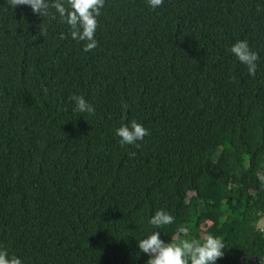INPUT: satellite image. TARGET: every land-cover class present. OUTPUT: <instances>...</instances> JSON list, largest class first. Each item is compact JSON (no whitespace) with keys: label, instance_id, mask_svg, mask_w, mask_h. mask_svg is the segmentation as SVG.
<instances>
[{"label":"trees","instance_id":"1","mask_svg":"<svg viewBox=\"0 0 264 264\" xmlns=\"http://www.w3.org/2000/svg\"><path fill=\"white\" fill-rule=\"evenodd\" d=\"M55 2L39 16L0 0V250L146 264L153 232L211 234L215 264H264V0H104L88 52ZM240 40L255 75L229 51ZM133 120L149 134L122 146L115 130ZM158 210L173 223L151 225Z\"/></svg>","mask_w":264,"mask_h":264},{"label":"clouds","instance_id":"2","mask_svg":"<svg viewBox=\"0 0 264 264\" xmlns=\"http://www.w3.org/2000/svg\"><path fill=\"white\" fill-rule=\"evenodd\" d=\"M153 9L161 6L163 0H147ZM8 4L15 8L18 5L30 6L32 12L39 16H47L49 3L48 0H8ZM70 8H66L61 0H56L51 7L55 8L63 22L70 28V35L73 40L87 41L84 51L88 52L97 47L95 32L97 29V17L101 14L100 9L104 6V0H67ZM55 18V17H53ZM41 26V25H40ZM39 26L40 35L41 28ZM63 39V35H61ZM229 51L248 68L250 75H255L257 68L256 61L259 56L248 46L247 40L235 42ZM230 79L235 80V77ZM75 102V111L88 112L94 114V108L83 96L72 95L70 97ZM126 110L127 104L122 105ZM120 137V144L131 145L148 135V130L135 120L130 125H121L116 130ZM137 147L139 145L137 144ZM130 157L135 153H129ZM174 217L164 210H158L149 220V223L156 227H161L173 223ZM179 232L188 233V228L181 226ZM140 252L147 254L150 258L146 264H215L216 260L224 256L225 245L221 238L207 234L203 237V243L196 240L184 239L178 243H165L160 239L159 232H153L147 238L138 242ZM0 264H22L16 256H8L4 250H0Z\"/></svg>","mask_w":264,"mask_h":264},{"label":"built area","instance_id":"3","mask_svg":"<svg viewBox=\"0 0 264 264\" xmlns=\"http://www.w3.org/2000/svg\"><path fill=\"white\" fill-rule=\"evenodd\" d=\"M258 229L263 233L264 235V219H262L259 223H258Z\"/></svg>","mask_w":264,"mask_h":264},{"label":"rangeland","instance_id":"4","mask_svg":"<svg viewBox=\"0 0 264 264\" xmlns=\"http://www.w3.org/2000/svg\"><path fill=\"white\" fill-rule=\"evenodd\" d=\"M184 213V215L186 214V212H183ZM207 226V223H205L204 225H203V227H206Z\"/></svg>","mask_w":264,"mask_h":264}]
</instances>
